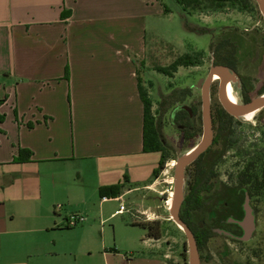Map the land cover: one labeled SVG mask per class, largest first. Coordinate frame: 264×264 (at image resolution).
<instances>
[{
  "label": "crops",
  "instance_id": "obj_1",
  "mask_svg": "<svg viewBox=\"0 0 264 264\" xmlns=\"http://www.w3.org/2000/svg\"><path fill=\"white\" fill-rule=\"evenodd\" d=\"M129 9V0H0V264H77L80 249L62 234L79 224L68 219L110 199L152 192L136 201L134 226L171 220L154 204L161 152L144 149L147 26L132 28ZM21 149L30 159L18 160ZM113 185L117 196L100 195Z\"/></svg>",
  "mask_w": 264,
  "mask_h": 264
},
{
  "label": "rangeland",
  "instance_id": "obj_2",
  "mask_svg": "<svg viewBox=\"0 0 264 264\" xmlns=\"http://www.w3.org/2000/svg\"><path fill=\"white\" fill-rule=\"evenodd\" d=\"M249 2L251 9L248 11L230 3L221 9L202 8L186 13L176 0H129L132 28L142 32L143 23L147 26L148 67L145 68L142 64L139 75L153 102L152 110L158 121L160 138L171 156L166 162L169 164L163 169L165 174L161 172L159 179L153 183L154 189L158 190L157 195L161 191L160 198L154 196V204L161 206L160 210L167 218V199L171 197L174 185V167H171V163H176L180 155L194 147L203 133L199 81L206 78L212 65H222L230 68L237 76L233 84L236 98L241 88L239 75H245L254 81V96L264 84V17L257 0ZM122 6V3L115 2L113 8L116 10ZM186 22L197 32L188 30ZM186 53L192 55L195 65L180 67L173 76L159 72L156 67L149 68V65L167 67L171 63L170 57ZM133 61L136 62L134 58ZM218 86L214 83L211 85L213 110L221 105ZM182 107L189 111L192 107L197 109L193 120L200 131L195 135L187 136L183 133L184 124L179 117ZM232 117L238 123L235 128L238 134L252 138L264 137V108L249 119ZM192 169V165L186 168L185 178L190 180ZM216 173L218 174V170ZM169 178L172 182L168 181ZM189 180L184 183L185 191ZM143 194L147 202L154 195L147 191L123 198L122 203L128 208L124 214H113L120 207L121 202L118 200H108L102 211L97 203L94 215H80L85 220L72 230L63 232L62 237L66 243H72L80 249L76 254L77 264H123L126 259L136 264H160L161 260L169 264H189L187 237L173 221L160 219L163 221V236L159 241L148 240V231L134 226L136 219L133 209ZM140 216L141 219H146L144 215ZM261 229L264 232V223ZM165 254L169 258L165 259ZM204 259V264H221L217 237L209 241V252Z\"/></svg>",
  "mask_w": 264,
  "mask_h": 264
},
{
  "label": "flooded vegetation",
  "instance_id": "obj_3",
  "mask_svg": "<svg viewBox=\"0 0 264 264\" xmlns=\"http://www.w3.org/2000/svg\"><path fill=\"white\" fill-rule=\"evenodd\" d=\"M239 78L241 88L237 103L247 102L259 95L264 84L254 96V81L245 75H239ZM217 80L218 76L214 77L213 83L218 84ZM220 107L223 108L222 105L215 108ZM215 108H212L213 128ZM236 124L233 118L222 123L225 128L222 130L219 158L211 180L212 191H218L217 197L195 202L198 207L186 214L188 223H185L189 224L196 238L201 264H204V258L208 255L209 241L214 237L218 238L221 264L264 262V232L261 229L264 223V137L252 138L238 134ZM226 125L229 127L226 128ZM194 176L195 169H192L188 179L190 188Z\"/></svg>",
  "mask_w": 264,
  "mask_h": 264
},
{
  "label": "trees",
  "instance_id": "obj_4",
  "mask_svg": "<svg viewBox=\"0 0 264 264\" xmlns=\"http://www.w3.org/2000/svg\"><path fill=\"white\" fill-rule=\"evenodd\" d=\"M183 8L186 13L191 11L208 8V9H221L227 6V4H235L239 6L242 10H250L251 5L249 0H176ZM186 28L191 31H196L193 29L188 22H186ZM203 33V32H200ZM232 57L231 54H228ZM195 65V61L192 55L186 53L178 57L167 67H157L156 70L164 74L173 76L175 72L178 71L180 67H189ZM68 75V69H67ZM139 96L143 103L144 109V149L146 151H160L161 160L159 167L154 171V177L157 178L165 167L166 162L171 158L170 154L167 152L165 144L160 138V133L158 129V121L152 110L153 102L149 97L148 89L143 86L141 81L138 82ZM264 93V86L260 89V93ZM4 102V99L0 98V103ZM191 112V113H190ZM197 113L196 107H192L191 111L182 107L180 109L179 117L184 124L183 133L187 136L195 135L200 131L199 127L195 125V117ZM185 115V116H184ZM214 140L211 146L201 154L191 165L194 166L195 176L192 182V188L188 185L185 191L184 201L181 206L180 216L186 222V214H189L192 209L198 207L195 202L204 199H215L217 197L218 191H212V177L214 173V168L218 162L219 158V143L220 138L223 135V128H225L222 123L224 121H229L231 117L222 107L215 108L214 113ZM187 119V120H185ZM194 121V122H193ZM220 123V126H219ZM229 126L226 125V128ZM31 151L28 149H21L18 160H27L31 157ZM190 165V166H191ZM121 185H113L109 187H103L100 189V195L110 194L111 196H117L121 192ZM204 194V196H203ZM207 194V196H205ZM204 209L203 207H201ZM188 223V222H186ZM142 225L148 230V234L153 238H161L163 236L162 232V222L160 220L145 222ZM189 226V224H188ZM206 242V241H205Z\"/></svg>",
  "mask_w": 264,
  "mask_h": 264
},
{
  "label": "water",
  "instance_id": "obj_5",
  "mask_svg": "<svg viewBox=\"0 0 264 264\" xmlns=\"http://www.w3.org/2000/svg\"><path fill=\"white\" fill-rule=\"evenodd\" d=\"M260 12L264 17V0H257ZM214 75L218 76V99L223 108L231 115L239 111L246 110L248 108H254L261 110L264 108V93L253 97L251 100L244 103L231 104L228 103L224 97V88L226 84V79L230 80L233 84L237 80V76L233 74L230 68L222 65H212L206 76V78L201 79L198 86L201 87V105H202V125L203 133L201 140L199 141L201 146H199L195 151L189 153L188 151L180 155L176 159L174 166V185L172 192V203L170 206L169 217L170 219L185 233L188 243V254H189V264H201L200 254L196 242V238L190 229V227L185 223V221L180 216L181 206L185 197V181H188V177L185 178V170L191 165L201 154H203L213 143L214 140V128H213V117H212V106H211V85L213 84ZM241 82V81H240ZM240 118V117H239ZM198 142V143H199ZM198 143L195 145L197 146ZM194 146V147H195ZM193 149V147L191 148ZM249 219V218H248ZM247 223L250 225L249 220Z\"/></svg>",
  "mask_w": 264,
  "mask_h": 264
},
{
  "label": "bare ground",
  "instance_id": "obj_6",
  "mask_svg": "<svg viewBox=\"0 0 264 264\" xmlns=\"http://www.w3.org/2000/svg\"><path fill=\"white\" fill-rule=\"evenodd\" d=\"M216 76L217 75H214V77H216ZM231 85H232V87H231ZM232 88H233V83L230 80L226 79V84H225V88H224V97H225V99H226V101L228 103L236 104L237 101H236V97H235V95L233 93V89ZM257 110L258 109L248 108L246 110L237 112L235 114V116L236 117H244V118L248 119L250 116H252L254 113H256ZM201 145H202V143L200 144V142H199L197 146L193 147V149H190L188 152L192 153L193 151H195ZM168 181L172 182V181H174V179H172V181H170V178H169ZM167 203L169 205L168 209H170V206H171V203H172V195H171V197L169 199H167Z\"/></svg>",
  "mask_w": 264,
  "mask_h": 264
},
{
  "label": "built area",
  "instance_id": "obj_7",
  "mask_svg": "<svg viewBox=\"0 0 264 264\" xmlns=\"http://www.w3.org/2000/svg\"><path fill=\"white\" fill-rule=\"evenodd\" d=\"M174 163V164H173ZM169 163H166L165 165H168ZM175 166V162L174 161H172V163H171V167H174ZM162 172L165 174V172L166 171H163L162 170ZM174 179V178H173ZM174 182V181H173ZM109 198L107 197V196H104V197H102V200H108ZM118 201H120L121 202V204H120V207H119V209L115 212V214H118V213H121V212H123L125 209H126V206H125V204L124 203H122V201L120 200V199H118ZM85 220V218L83 217V216H71L69 219H68V225L69 226H76V225H78V224H80V223H82L83 221Z\"/></svg>",
  "mask_w": 264,
  "mask_h": 264
}]
</instances>
